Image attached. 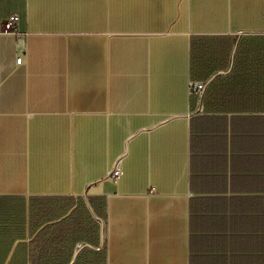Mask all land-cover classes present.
<instances>
[{"label":"crops","instance_id":"1","mask_svg":"<svg viewBox=\"0 0 264 264\" xmlns=\"http://www.w3.org/2000/svg\"><path fill=\"white\" fill-rule=\"evenodd\" d=\"M14 12L0 264H264V0H0Z\"/></svg>","mask_w":264,"mask_h":264},{"label":"built area","instance_id":"2","mask_svg":"<svg viewBox=\"0 0 264 264\" xmlns=\"http://www.w3.org/2000/svg\"><path fill=\"white\" fill-rule=\"evenodd\" d=\"M19 23H20V16L18 13L14 12L9 15L5 20L0 21V32L2 33H13V34H19ZM206 87V82L201 80H192L189 83V92L190 95H197L201 96L204 92V89ZM113 178L115 181L118 180L121 171L119 168V165H116L113 170Z\"/></svg>","mask_w":264,"mask_h":264},{"label":"rangeland","instance_id":"3","mask_svg":"<svg viewBox=\"0 0 264 264\" xmlns=\"http://www.w3.org/2000/svg\"><path fill=\"white\" fill-rule=\"evenodd\" d=\"M231 43V41H228V44H230Z\"/></svg>","mask_w":264,"mask_h":264}]
</instances>
